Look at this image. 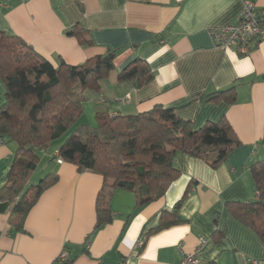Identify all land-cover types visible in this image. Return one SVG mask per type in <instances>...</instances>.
Segmentation results:
<instances>
[{"label": "crops", "instance_id": "crops-1", "mask_svg": "<svg viewBox=\"0 0 264 264\" xmlns=\"http://www.w3.org/2000/svg\"><path fill=\"white\" fill-rule=\"evenodd\" d=\"M252 1L259 19L264 0ZM241 10L240 0H0V31L20 38L53 67L59 60L76 66L117 52L107 79L81 94L82 123L98 113L174 107L195 129L225 118L240 143L216 168L178 158L179 177L142 207L136 208L133 194L116 190L111 222L97 230L95 203L103 178L50 161L57 149L42 154L39 177L56 174L58 180L27 214L23 233L13 231L7 213L0 214V264H60L63 250L71 264H180L184 254H194L197 264H264V245L225 208L256 197L250 166L264 161V39L241 56L215 47L209 37L212 28L236 24ZM75 25L89 32V45L67 35ZM135 59L146 62L153 75L141 88L117 81ZM232 86L233 104L200 101ZM5 101L0 79V108ZM13 152L12 144L0 143V188ZM180 201L178 216L185 223L145 238Z\"/></svg>", "mask_w": 264, "mask_h": 264}, {"label": "trees", "instance_id": "trees-1", "mask_svg": "<svg viewBox=\"0 0 264 264\" xmlns=\"http://www.w3.org/2000/svg\"><path fill=\"white\" fill-rule=\"evenodd\" d=\"M67 35L81 46L90 44L89 32L78 25ZM116 55L107 52L76 66L59 60L53 67L20 38L0 31V79L6 91L5 104L0 108V143L14 146L5 184L0 188V214H8L7 222L14 232H24L27 214L58 180L56 174H47L36 184H29L40 164V154L60 139L65 138L50 161L60 160L75 166L79 173L90 171L103 178L95 203V230L111 222V198L116 190L133 194L136 208L142 207L162 197L179 177L178 158L200 159L216 168L240 145L225 118L195 129L191 121L176 114L174 107L155 106L136 115L98 113L94 124H78L84 112L81 94L96 91L107 79ZM152 77L147 63L135 59L118 72L117 81H134L141 88ZM235 97L236 87L232 86L202 96L200 101L233 104ZM261 143L264 146V132ZM250 174L255 199L227 202L225 208L264 245V161L253 163ZM180 204L163 214L145 238L184 224L178 216Z\"/></svg>", "mask_w": 264, "mask_h": 264}, {"label": "built area", "instance_id": "built-area-1", "mask_svg": "<svg viewBox=\"0 0 264 264\" xmlns=\"http://www.w3.org/2000/svg\"><path fill=\"white\" fill-rule=\"evenodd\" d=\"M242 10L239 15V21L236 24H228L209 30V37L215 47L224 50L235 49L236 53L245 56L249 53L253 42L264 39V11L261 18L253 16L254 3L252 0H240ZM57 162L61 163L60 160ZM140 246L142 243L139 244ZM68 253L63 250L59 256V263L67 261ZM180 264H197V258L194 254H184Z\"/></svg>", "mask_w": 264, "mask_h": 264}, {"label": "rangeland", "instance_id": "rangeland-1", "mask_svg": "<svg viewBox=\"0 0 264 264\" xmlns=\"http://www.w3.org/2000/svg\"><path fill=\"white\" fill-rule=\"evenodd\" d=\"M42 80H45V79H42ZM87 108V107H86ZM86 115H88V110H86ZM88 119H89V122L91 123V124H94L95 123V119L93 118V117H88ZM82 122H84L83 120H80L79 122H78V124H80V123H82ZM64 139L65 138H63V139H60V140H58V141H56V142H54L47 150H46V152L44 153V154H46V153H52L55 149H57L58 150V148L60 147V145L64 142ZM43 153H41L40 154V160L41 161H43L44 160V158H43V155H42ZM40 165V164H39ZM39 167V166H38ZM39 172H40V168H37L36 170H35V172L32 174V176H31V179H30V181H29V184H36L38 181H39V179H40V177H39ZM44 176V175H43ZM42 176V177H43Z\"/></svg>", "mask_w": 264, "mask_h": 264}]
</instances>
